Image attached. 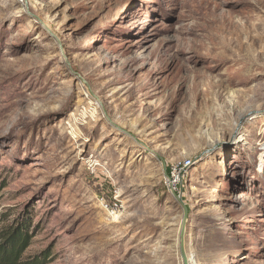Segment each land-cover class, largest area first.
<instances>
[{
	"label": "rangeland",
	"instance_id": "obj_1",
	"mask_svg": "<svg viewBox=\"0 0 264 264\" xmlns=\"http://www.w3.org/2000/svg\"><path fill=\"white\" fill-rule=\"evenodd\" d=\"M182 159L188 257L264 264V0H0V231L29 228L24 259L183 264Z\"/></svg>",
	"mask_w": 264,
	"mask_h": 264
},
{
	"label": "trees",
	"instance_id": "obj_2",
	"mask_svg": "<svg viewBox=\"0 0 264 264\" xmlns=\"http://www.w3.org/2000/svg\"><path fill=\"white\" fill-rule=\"evenodd\" d=\"M30 236L29 228L21 222L13 230L0 231V264H48L51 252L24 259Z\"/></svg>",
	"mask_w": 264,
	"mask_h": 264
},
{
	"label": "built area",
	"instance_id": "obj_3",
	"mask_svg": "<svg viewBox=\"0 0 264 264\" xmlns=\"http://www.w3.org/2000/svg\"><path fill=\"white\" fill-rule=\"evenodd\" d=\"M190 164L191 162L188 159H182L177 160L170 165L165 184L171 192H179L185 177L186 169Z\"/></svg>",
	"mask_w": 264,
	"mask_h": 264
},
{
	"label": "water",
	"instance_id": "obj_4",
	"mask_svg": "<svg viewBox=\"0 0 264 264\" xmlns=\"http://www.w3.org/2000/svg\"><path fill=\"white\" fill-rule=\"evenodd\" d=\"M50 34L52 36L55 37V39L58 41V43L61 46L60 41L57 39V37L51 33V31H49ZM68 64L70 65V63L68 62ZM175 199L179 202V204L181 205L182 209H183V219H182V224H181V233H180V253H181V257L183 260V264H189V257L186 253V249H185V236H186V226H187V220H188V208L185 205V202L183 200V194L182 192H180L179 194L174 193L173 194Z\"/></svg>",
	"mask_w": 264,
	"mask_h": 264
},
{
	"label": "bare ground",
	"instance_id": "obj_5",
	"mask_svg": "<svg viewBox=\"0 0 264 264\" xmlns=\"http://www.w3.org/2000/svg\"><path fill=\"white\" fill-rule=\"evenodd\" d=\"M72 116H75V114H73ZM213 144H215V142H213ZM191 189H192V191H195V188L194 187L191 188ZM113 217H114V220H116L118 218V216H113ZM189 264H194V261H193V259L191 257L189 258Z\"/></svg>",
	"mask_w": 264,
	"mask_h": 264
}]
</instances>
